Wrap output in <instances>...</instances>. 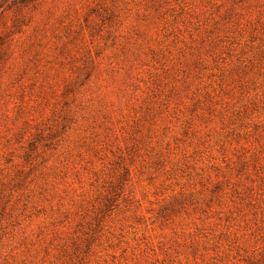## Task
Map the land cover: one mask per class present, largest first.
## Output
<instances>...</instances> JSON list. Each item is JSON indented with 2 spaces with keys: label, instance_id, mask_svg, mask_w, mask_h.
<instances>
[{
  "label": "rangeland",
  "instance_id": "1",
  "mask_svg": "<svg viewBox=\"0 0 264 264\" xmlns=\"http://www.w3.org/2000/svg\"><path fill=\"white\" fill-rule=\"evenodd\" d=\"M0 264H264V0H0Z\"/></svg>",
  "mask_w": 264,
  "mask_h": 264
}]
</instances>
